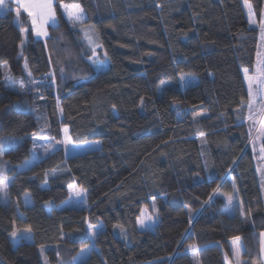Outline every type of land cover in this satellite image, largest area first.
Wrapping results in <instances>:
<instances>
[{"label":"trees","instance_id":"trees-1","mask_svg":"<svg viewBox=\"0 0 264 264\" xmlns=\"http://www.w3.org/2000/svg\"><path fill=\"white\" fill-rule=\"evenodd\" d=\"M5 3L0 264H226L233 237L241 264H259L264 193L244 70L264 0H54L43 41ZM75 3L96 55L61 7ZM62 129L71 144L99 143L66 153ZM39 143L52 147L39 154ZM149 207L154 225L139 229Z\"/></svg>","mask_w":264,"mask_h":264},{"label":"snow or ice","instance_id":"snow-or-ice-1","mask_svg":"<svg viewBox=\"0 0 264 264\" xmlns=\"http://www.w3.org/2000/svg\"><path fill=\"white\" fill-rule=\"evenodd\" d=\"M15 3L16 7V15L19 18L21 15V9L23 12L27 13L28 17L31 18L32 26H33V31L36 32V34L39 35H46V32L43 30V25L47 24L49 21H52L55 23V9L53 8L52 0H13ZM62 8H64L66 14L69 17V21L75 24L76 22H80L84 18V11L81 8V6L78 3L71 4V5H66L62 4ZM8 6L5 3V0H0V9H7ZM262 31H264V22H262ZM86 38L89 40V43H93V36L86 32L85 33ZM93 53L95 54V49H93ZM245 76L248 81V88H249V100H248V108L251 111L253 106H254V91H253V83L258 82L259 84H264V60L261 61L260 66L257 68L256 73L252 76L247 75L248 69H245ZM181 81L184 80L183 75L180 77ZM259 89H257L258 93ZM261 110L264 111V105H261ZM251 118V117H250ZM65 131V139L62 142L58 143H63L65 148H67L71 144V139L67 136V129ZM260 136L264 137V122H262V127L261 129L258 130ZM203 135V133H201ZM6 140L3 137H0V155L3 154V149L5 147ZM14 143L13 138H7V144L11 146ZM99 143V142H97ZM35 149V145L33 146ZM50 147L48 146L44 148L45 152H48ZM261 152L264 153V147L261 148ZM30 162L25 161V166L28 165ZM2 167V166H0ZM10 178L5 177L3 179H0V192H2L5 196H7L6 189L8 188ZM71 187V186H70ZM215 191V189L213 190ZM85 190L84 189H79L75 191L76 196H83ZM229 208L225 209V211L228 214H231L232 209H233V197L231 195L226 197ZM153 212H155V208L153 207ZM190 215H191V210H190ZM241 215H243V211H241ZM153 216L147 214V210L144 209L142 210L141 216L137 218V223L141 226H145V220H153ZM25 231L30 232L31 229H26ZM88 231L91 233L93 232V226L91 224L88 225ZM11 236L14 239H23L24 237H17V232L13 231L11 233ZM261 250L264 251V233H261ZM240 240V237H233L232 238V243H233V251L234 253L238 256L239 254V249L240 246L238 244V241ZM188 249L192 252H196L197 250V245L191 244L188 245ZM83 252L84 249H81ZM75 259V258H74ZM227 259V255L225 257ZM239 264V261H238Z\"/></svg>","mask_w":264,"mask_h":264},{"label":"rangeland","instance_id":"rangeland-1","mask_svg":"<svg viewBox=\"0 0 264 264\" xmlns=\"http://www.w3.org/2000/svg\"><path fill=\"white\" fill-rule=\"evenodd\" d=\"M62 9L64 11V14H66L64 8H62ZM262 22H264V3H263L262 19L260 22V28H259V33H258V44H257V49H256V58H255V62H254L252 75H254L256 73V70L260 66L261 61L264 60V31H262V27H261ZM76 23H77L76 25L79 27V29L82 33L83 41L85 42V44L87 46L93 47V49H95V51L96 50L99 51L100 47L97 43V38H96V34L94 32L93 27L87 23L86 24L81 23V21L76 22ZM86 32L90 33L93 36V43H91V44L89 43V40L85 36ZM23 42H24V40H23ZM94 55H96V54H94ZM104 65H106V63ZM257 89H259L258 93H257ZM262 89H263V84H259L258 82L253 83L254 96L257 98L254 103L257 105H255V107H254V111H253L254 116L252 117L253 119H251V123H252L251 145L253 146V148L256 152L258 160L260 159V161L257 162V172L259 173V176L261 179H262V176L264 173V162H263L264 153L261 152L262 140L264 139V137L260 136L258 130L261 129L262 122H264V111L261 110V105H264V102L259 100L260 96L262 94ZM64 139H65V131L62 129V131H61V142ZM14 142H15V140H14ZM39 144L40 145L36 146L37 152L39 154L45 153L44 145H42L41 143H39ZM61 144H62L66 153H76V152L85 151L89 148L96 147L98 143L97 142H88V143H82V144H77V145L70 144L67 148H65L63 143H61ZM12 145H14V143ZM76 190H78V189H74V190L72 189V191H71L72 194L74 195L73 198L76 196L74 194ZM78 198H81V196H79ZM23 200H24L25 204H30V196L28 193H26L23 196ZM3 201H5V197H4ZM146 210H147V214L153 216L154 218H153V220H145V226L144 227H141L137 223V226L139 229H151L154 225L155 220H156V216H155V213L153 212V208L149 207V208H146ZM141 213H142V211H141ZM141 213H140L139 217L141 216ZM238 244L240 246V249H239V254L237 256L233 251L232 239L230 240L231 258L227 257V259L225 260L226 264H238V261H239V264L242 263V258L240 256V251H241L242 247H241L240 241H238ZM86 256H87V250L84 249L83 252L80 250L78 252V254L76 255L74 261H80V260L84 259Z\"/></svg>","mask_w":264,"mask_h":264},{"label":"crops","instance_id":"crops-1","mask_svg":"<svg viewBox=\"0 0 264 264\" xmlns=\"http://www.w3.org/2000/svg\"><path fill=\"white\" fill-rule=\"evenodd\" d=\"M10 1L15 5V3L13 2V0H10ZM52 4H53V8H54V0H52ZM21 12L23 14H25L26 17H27V19H28V23H29V26H30V29H31V32H32L33 37L36 38V39H40V40L43 41L45 39L46 35H39L38 36L36 34V32L33 31V26H32V22H31V18L28 17L27 13L23 12L22 9H21ZM56 23H57V16H56V12H55V23H53L52 21H49L47 24H44L43 25L44 32H46V34H47V28L50 27V26L55 25ZM256 99L257 98L255 97L254 102L256 101ZM255 105H257V104L254 103V106H253L252 110L251 111L249 110L248 119H253L252 117L254 116V112L253 111H254ZM261 183H262V190H263V193H264V173H263V176H262V179H261ZM261 233H264V231H262ZM261 233L259 234L258 254H259V264H264V251L261 250V240H262Z\"/></svg>","mask_w":264,"mask_h":264}]
</instances>
